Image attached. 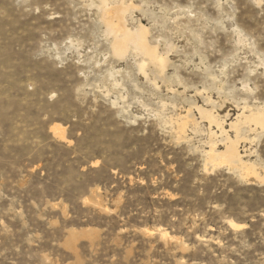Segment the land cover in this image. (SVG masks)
Listing matches in <instances>:
<instances>
[{"label":"rangeland","instance_id":"rangeland-1","mask_svg":"<svg viewBox=\"0 0 264 264\" xmlns=\"http://www.w3.org/2000/svg\"><path fill=\"white\" fill-rule=\"evenodd\" d=\"M257 111L264 0H0V264H264Z\"/></svg>","mask_w":264,"mask_h":264},{"label":"bare ground","instance_id":"bare-ground-1","mask_svg":"<svg viewBox=\"0 0 264 264\" xmlns=\"http://www.w3.org/2000/svg\"><path fill=\"white\" fill-rule=\"evenodd\" d=\"M124 10H125V7L122 4L117 6L114 9V12L116 14L118 23H115V24H113L112 22L107 23L110 28V31L114 34V42H113L114 50L116 52L121 53L124 50V48L128 47L127 45L134 44L136 47L139 48V50L141 49L143 51L142 53L147 55L150 59L152 58L153 60H158L161 62L162 60L159 57H157L158 55L155 53V51L151 47H149L147 43L145 42V39L143 36L146 31L145 26L139 27V30L137 31V33H134V32L132 33L124 27V24H123L124 22H122ZM110 12L112 13L113 11H110ZM109 18L112 21L113 17L112 18L109 17ZM207 115H208V112H207ZM210 117L211 116H209V118ZM243 119L244 121H247V122L253 121L256 124L264 126V115L259 111L250 113L248 116H245ZM228 148H229V151L227 152V158H229V160H231L232 162L242 163L241 156L239 152L237 151V148L235 147L234 143H230V146ZM210 151H213V149H211ZM229 224L233 227L236 226V224L233 222H229Z\"/></svg>","mask_w":264,"mask_h":264}]
</instances>
